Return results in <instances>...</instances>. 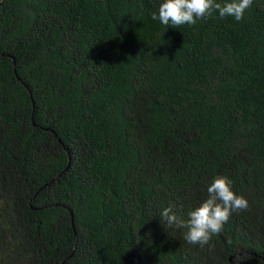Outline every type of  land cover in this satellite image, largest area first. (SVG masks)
Instances as JSON below:
<instances>
[{
    "label": "trees",
    "instance_id": "trees-1",
    "mask_svg": "<svg viewBox=\"0 0 264 264\" xmlns=\"http://www.w3.org/2000/svg\"><path fill=\"white\" fill-rule=\"evenodd\" d=\"M161 2L0 0V264H264V0ZM216 176L249 207L189 244Z\"/></svg>",
    "mask_w": 264,
    "mask_h": 264
},
{
    "label": "clouds",
    "instance_id": "clouds-1",
    "mask_svg": "<svg viewBox=\"0 0 264 264\" xmlns=\"http://www.w3.org/2000/svg\"><path fill=\"white\" fill-rule=\"evenodd\" d=\"M253 0H162L158 14L152 19L159 20L165 26L179 28L183 25H195L201 19L212 17L218 13L219 18L232 17L237 22L244 17L245 11L251 7ZM207 199L187 213V219L179 218L172 206L159 212L161 223L166 228L173 226L185 228L184 239L189 244L204 247L213 236L223 231L233 213L245 211L249 203L243 196L232 190V181L225 176H216L207 186Z\"/></svg>",
    "mask_w": 264,
    "mask_h": 264
}]
</instances>
